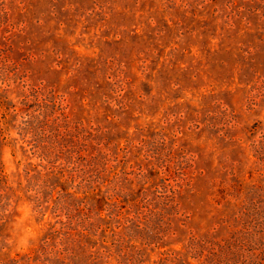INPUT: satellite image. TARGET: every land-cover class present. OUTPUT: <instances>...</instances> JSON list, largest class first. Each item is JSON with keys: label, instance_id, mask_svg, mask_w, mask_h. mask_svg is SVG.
<instances>
[{"label": "rangeland", "instance_id": "obj_1", "mask_svg": "<svg viewBox=\"0 0 264 264\" xmlns=\"http://www.w3.org/2000/svg\"><path fill=\"white\" fill-rule=\"evenodd\" d=\"M257 6L0 0V264H18L50 225L66 221L52 207L59 197L84 196L73 171L82 158L102 170L100 190H122L145 216L147 229L131 238L145 264L163 253L180 256L173 264H197L188 253L193 237L218 243L230 235L221 221L234 207L212 195L221 180L246 189L250 182L254 126L264 123ZM42 175L35 197L30 189ZM106 209L87 223L107 226ZM257 230L243 235L255 242Z\"/></svg>", "mask_w": 264, "mask_h": 264}, {"label": "trees", "instance_id": "obj_2", "mask_svg": "<svg viewBox=\"0 0 264 264\" xmlns=\"http://www.w3.org/2000/svg\"><path fill=\"white\" fill-rule=\"evenodd\" d=\"M254 2L258 6L253 11L264 20V0ZM254 127L258 135L250 144L253 164L248 172V189L238 179H225L219 182L216 193L212 195L216 204L234 207L232 217L221 221L222 227L226 226L230 235L227 233L228 237L220 239L218 243L205 237H193L188 243V253L195 255L193 258L197 264H264V123H256ZM39 157L42 161H47L48 156L41 153ZM82 161L84 162L73 171L80 173L78 184L84 188V196L80 198L71 194L73 196L65 197L64 200L59 197L52 211L56 217L64 216L66 221L58 220L50 225L41 243L28 255L17 259L16 263L102 264V260H111L113 264H145L142 250L136 244H131V238L138 235L134 229L139 232L147 229L145 216L131 210L130 204L134 202L122 195V190L115 191L113 195H109L103 187L100 190L101 184L97 182L95 175L102 170L91 159L82 158ZM55 167L53 164L49 168ZM42 177L43 175L30 189L35 197L46 185L41 180ZM68 177L75 180L73 174ZM141 200L146 202L143 198ZM103 204L108 207L106 211L110 219L107 220V226L88 224L92 211L95 210L96 215L97 209ZM150 204L151 202L145 207ZM37 207L41 205L38 204ZM254 228L261 234L254 236L257 239L255 242L259 240V246L249 239L252 235H243ZM247 242L250 246L246 245ZM244 252L251 253L254 257L243 259ZM235 256L237 259H234ZM179 258L178 254L163 253L158 264H173Z\"/></svg>", "mask_w": 264, "mask_h": 264}]
</instances>
